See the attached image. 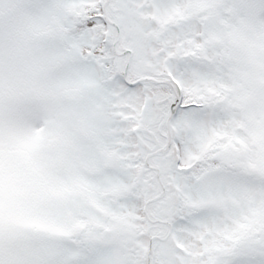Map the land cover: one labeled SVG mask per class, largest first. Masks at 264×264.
I'll list each match as a JSON object with an SVG mask.
<instances>
[{
    "label": "snow or ice",
    "instance_id": "1",
    "mask_svg": "<svg viewBox=\"0 0 264 264\" xmlns=\"http://www.w3.org/2000/svg\"><path fill=\"white\" fill-rule=\"evenodd\" d=\"M0 264H264V0H0Z\"/></svg>",
    "mask_w": 264,
    "mask_h": 264
}]
</instances>
